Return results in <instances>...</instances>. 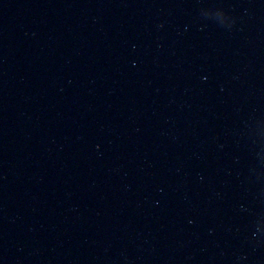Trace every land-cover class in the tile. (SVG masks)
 I'll return each mask as SVG.
<instances>
[{
    "label": "water",
    "instance_id": "obj_1",
    "mask_svg": "<svg viewBox=\"0 0 264 264\" xmlns=\"http://www.w3.org/2000/svg\"><path fill=\"white\" fill-rule=\"evenodd\" d=\"M0 264H264V0H0Z\"/></svg>",
    "mask_w": 264,
    "mask_h": 264
}]
</instances>
